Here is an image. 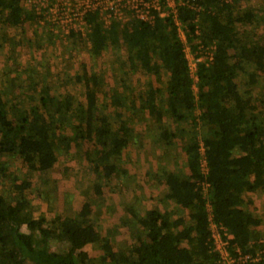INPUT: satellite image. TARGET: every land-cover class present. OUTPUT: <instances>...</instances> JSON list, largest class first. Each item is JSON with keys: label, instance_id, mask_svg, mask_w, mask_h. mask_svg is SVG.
<instances>
[{"label": "trees", "instance_id": "16d2710c", "mask_svg": "<svg viewBox=\"0 0 264 264\" xmlns=\"http://www.w3.org/2000/svg\"><path fill=\"white\" fill-rule=\"evenodd\" d=\"M241 3L201 0L204 10L199 15L181 10L179 17L188 30L189 44L196 49L194 42L200 40L204 47H215L212 60L198 64L196 83L172 19L157 18L154 25L134 20L126 26L113 21L105 28L97 14H90L89 43L76 35L69 37L88 44L93 56H100L109 47H124L131 65L159 80L166 74L165 106L161 88L149 87L128 101L117 92L105 90L104 75L97 72L84 71L76 77L86 88L83 101H76L71 93L61 99L49 95L48 86L36 95L38 83H26L18 75L11 79L10 89L0 87L1 180L8 177L9 164L3 160L7 153L22 158L30 173L45 174L57 162L62 145L70 148L72 143L80 146L89 142L85 154L94 164L98 179L95 189L101 195L102 181L116 174H130L124 165V152L140 135L128 112H148L162 126L159 138L165 144L175 134L163 123L166 116L178 125L189 124L191 131L199 125L210 129L202 143L194 132L184 147L186 157L181 166L161 172L167 188L165 199L187 210L188 215L172 219L168 211L157 208L141 214L127 205L137 227L135 242L123 249H116L112 242L115 228L100 232L92 219L89 199L73 215L36 217L24 194L32 186L30 178L15 181L8 196L0 194V264L219 263L220 255L212 251L208 203L214 221L234 235L232 244L253 255L264 249L262 234L255 231L263 221L245 207L243 198L247 192L264 189V100L243 94L237 81L239 72L248 75L251 84L264 73V29L257 41L242 39L238 24H253L256 15L250 8L242 11ZM34 20L35 15L23 8L21 0H0V25L4 28L27 21L34 24ZM49 36L48 41H52L54 36ZM99 93L108 98L105 110ZM135 99H141L138 108ZM68 126L73 135L61 131ZM201 144L205 147L206 173L201 165ZM52 240L66 248L54 250ZM89 244L100 245L102 255L98 259L85 250Z\"/></svg>", "mask_w": 264, "mask_h": 264}, {"label": "rangeland", "instance_id": "374dc122", "mask_svg": "<svg viewBox=\"0 0 264 264\" xmlns=\"http://www.w3.org/2000/svg\"><path fill=\"white\" fill-rule=\"evenodd\" d=\"M247 8L255 12L256 20L253 24H238V32L245 41H257L264 29V0H242L241 10ZM182 34L185 35L184 31ZM49 35L29 21L7 28L0 25L1 88L10 89L11 79L18 75L26 83H38L36 95L48 86L49 95L61 99L66 93H71L76 101H83L86 88L76 77L83 75L84 71L97 72L104 75L105 90L117 92L128 101L133 99L134 93H141L149 87H159L163 90L162 105H166L167 75L163 73L159 80L157 76L131 65L126 59L124 47H109L100 56H93L89 51L90 46L84 42L70 38L66 41H48ZM28 39H31V43ZM196 42L197 40L194 43ZM195 52L197 51L189 44L187 56L191 63H195ZM259 75L258 82L251 84L248 75L239 72L237 81L243 94L251 93L253 97L264 100V73ZM43 77L45 80L42 82ZM194 87L197 90L196 85ZM98 96L102 101L101 108L105 110L108 98L101 93ZM135 100L138 108L141 99ZM196 113L199 114V111ZM127 117L140 135V139L124 152V165L130 174H116L109 181H102L101 195H97L95 189L98 179L94 164L90 163L85 154L89 142L80 146L72 143L70 148L62 145L57 152V162L45 174L30 173L22 158L11 153L5 154L3 160L9 164V170L7 179H0V194L8 196L15 181L30 178L32 186L24 194L31 201L35 216L46 218L57 214L73 215L89 199L93 210L92 219L97 221L100 232H109L115 228L111 239L116 249L126 248L135 242L137 222L132 221L133 218L129 216L127 205H133L141 214L148 209L157 208L162 212L168 211L172 219L188 215L187 210L181 209L174 201L165 199L167 188L162 181L161 172L181 166L186 157L184 147L195 136L194 132L202 143L203 137L210 135V129L199 125L191 131L189 124L178 125L166 116L163 123L175 134L169 144H165L159 138L162 126L148 112L140 109L130 111ZM61 131L74 134L71 126L64 130L62 128ZM175 155L179 159L177 164ZM245 207L264 219V189L247 197ZM255 231L262 234L260 242L264 243V226L257 227ZM51 246L54 250L66 248L64 243L57 240H52ZM85 250L97 259L102 255L98 244H89Z\"/></svg>", "mask_w": 264, "mask_h": 264}, {"label": "built area", "instance_id": "2783aa9c", "mask_svg": "<svg viewBox=\"0 0 264 264\" xmlns=\"http://www.w3.org/2000/svg\"><path fill=\"white\" fill-rule=\"evenodd\" d=\"M221 4H232L233 0H218ZM27 11L35 15L34 25L50 32L56 41H66L71 35H76L88 42L91 23L88 15L97 14L105 28H109L113 21L122 26L138 20L144 24L154 25L157 18L172 19L178 27L180 37L187 55V28L179 15L182 9L193 10L198 15L204 10L201 0H21ZM184 31L185 35L182 34ZM184 36V37H183ZM195 63L189 61L191 75L198 81V64L213 58L214 46L204 47L200 40L195 43ZM204 54V55H203ZM188 58V56H187ZM189 60V59H188ZM201 165L203 172H207L205 147L201 144ZM208 184L204 185L207 192ZM210 229L212 233V251L220 255L219 263L223 264H258L264 260V249L257 250L253 255L243 253L232 244L234 235L226 227L213 219L212 207L207 205Z\"/></svg>", "mask_w": 264, "mask_h": 264}, {"label": "crops", "instance_id": "0c3cea01", "mask_svg": "<svg viewBox=\"0 0 264 264\" xmlns=\"http://www.w3.org/2000/svg\"><path fill=\"white\" fill-rule=\"evenodd\" d=\"M252 194H254V192H247L244 194L243 198H244V201L246 202V199L247 197H250ZM254 203V202H253ZM246 204V203H245ZM252 211V210H251ZM260 218L262 219V224L260 226H258V228L264 226V219L260 216Z\"/></svg>", "mask_w": 264, "mask_h": 264}]
</instances>
